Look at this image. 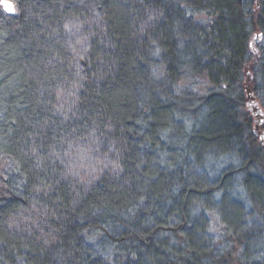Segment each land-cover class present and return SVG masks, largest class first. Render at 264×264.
I'll return each instance as SVG.
<instances>
[{
	"label": "trees",
	"instance_id": "obj_1",
	"mask_svg": "<svg viewBox=\"0 0 264 264\" xmlns=\"http://www.w3.org/2000/svg\"><path fill=\"white\" fill-rule=\"evenodd\" d=\"M253 92L264 0H0V264H264Z\"/></svg>",
	"mask_w": 264,
	"mask_h": 264
},
{
	"label": "rangeland",
	"instance_id": "obj_2",
	"mask_svg": "<svg viewBox=\"0 0 264 264\" xmlns=\"http://www.w3.org/2000/svg\"><path fill=\"white\" fill-rule=\"evenodd\" d=\"M250 41H251V49L254 50V54H255L254 56L255 58H257L260 54L258 39L255 37V35H253ZM249 75L251 78L250 82H252L253 73ZM200 78L201 79H195L196 88L203 92L209 85H207V81L204 77H200ZM185 81L186 80L183 79L181 80L180 83H182V85L184 84L186 85L187 83ZM254 82L256 81L254 80ZM248 100L249 101L247 103L248 104L247 109H249V111L251 112L253 116V121L256 122L257 137L264 144V138L261 139L262 135H264V107L262 106V101L257 96L256 92H253V94L250 95ZM257 121H259V123H257ZM225 166H227L226 163H225Z\"/></svg>",
	"mask_w": 264,
	"mask_h": 264
},
{
	"label": "water",
	"instance_id": "obj_3",
	"mask_svg": "<svg viewBox=\"0 0 264 264\" xmlns=\"http://www.w3.org/2000/svg\"><path fill=\"white\" fill-rule=\"evenodd\" d=\"M2 4H3V6H4V9L7 10L8 12H10V13H13V12H14V10H13V11H9V10L5 7V5L9 4V5H11L12 8L14 9L13 4H12L11 2H8V1H2ZM262 138H264V135H262L261 139H262ZM262 144H263V143H262ZM263 145H264V144H263Z\"/></svg>",
	"mask_w": 264,
	"mask_h": 264
},
{
	"label": "snow or ice",
	"instance_id": "obj_4",
	"mask_svg": "<svg viewBox=\"0 0 264 264\" xmlns=\"http://www.w3.org/2000/svg\"><path fill=\"white\" fill-rule=\"evenodd\" d=\"M5 7H6L9 11H13V10H14V9L12 8V6L9 5V4L5 5Z\"/></svg>",
	"mask_w": 264,
	"mask_h": 264
}]
</instances>
